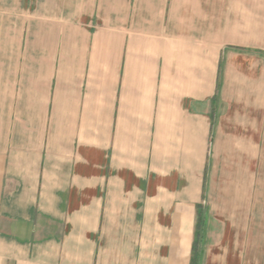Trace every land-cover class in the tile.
Instances as JSON below:
<instances>
[{
  "label": "crops",
  "instance_id": "crops-1",
  "mask_svg": "<svg viewBox=\"0 0 264 264\" xmlns=\"http://www.w3.org/2000/svg\"><path fill=\"white\" fill-rule=\"evenodd\" d=\"M0 264H264V0H0Z\"/></svg>",
  "mask_w": 264,
  "mask_h": 264
}]
</instances>
